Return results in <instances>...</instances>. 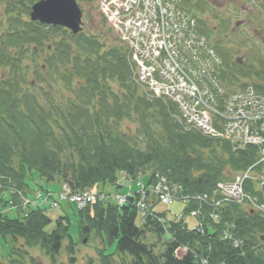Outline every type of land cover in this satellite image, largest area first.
<instances>
[{
    "label": "trees",
    "instance_id": "16d2710c",
    "mask_svg": "<svg viewBox=\"0 0 264 264\" xmlns=\"http://www.w3.org/2000/svg\"><path fill=\"white\" fill-rule=\"evenodd\" d=\"M182 6L212 40L226 84H251L264 94V54L235 57L240 48L225 40L229 18L220 17L213 25L206 0H182ZM6 9L9 28L0 36V193L16 187L28 194L31 183L42 188L55 181L75 191L104 188L115 186L123 171L129 180L159 172L180 186L183 195H211L218 182L231 180L259 160L255 145L234 149L226 139L187 128L177 119L173 102L148 95L132 79L128 47L114 35L108 38L85 27L72 34L58 25L16 20ZM36 49L47 52L41 66ZM29 56L31 67L23 64ZM246 187L264 202L252 182ZM135 196L137 192L121 206L95 201L77 210V240L69 233L66 215L58 216L47 231L51 219L43 207H20L23 214L16 218L0 209V237L12 242L7 263L25 264L15 251L19 239L23 246L39 247L53 262L63 251L66 261L59 264H77V243L94 231L104 245L97 250L99 264H199L201 259L209 264H264V216L258 211L228 203L219 208L217 220L206 217L196 229L174 217H167L165 228L152 217L138 225ZM198 205L190 200L184 215ZM225 231L240 240L238 246L223 237ZM148 233L161 244L159 251L146 242ZM106 243L115 248L107 252ZM178 246L187 248L181 257L174 255Z\"/></svg>",
    "mask_w": 264,
    "mask_h": 264
},
{
    "label": "built area",
    "instance_id": "2783aa9c",
    "mask_svg": "<svg viewBox=\"0 0 264 264\" xmlns=\"http://www.w3.org/2000/svg\"><path fill=\"white\" fill-rule=\"evenodd\" d=\"M178 0H101V10L108 16L122 39L129 42L132 58L138 66L139 80L154 93L165 94L176 102L186 123L202 134L225 138L235 147L256 145L264 160V97L251 87L229 93L220 103L222 93L217 71L220 60L195 28V22L177 7ZM253 178L249 169L237 174L233 181L218 183L214 193L218 198L206 194L198 200L212 201L214 207L224 203H247L264 213V203L244 190V182ZM264 185V181H260ZM178 188L170 186L164 177L156 175L150 190H139L136 207L143 216L151 215L154 196L165 205L177 199ZM21 205H56L52 192H37L29 198L18 192ZM108 196L97 190H82L61 194L60 198L74 203L78 208L104 200ZM115 202L123 204L126 196L115 194ZM198 211H193L196 214ZM213 218L216 213H210ZM161 222L163 219L159 218ZM225 237H230L225 234ZM237 241H234L235 246ZM185 247L177 249L181 254ZM199 264H209L201 259ZM223 264V263H219Z\"/></svg>",
    "mask_w": 264,
    "mask_h": 264
},
{
    "label": "rangeland",
    "instance_id": "374dc122",
    "mask_svg": "<svg viewBox=\"0 0 264 264\" xmlns=\"http://www.w3.org/2000/svg\"><path fill=\"white\" fill-rule=\"evenodd\" d=\"M38 1V0H37ZM225 5H231L227 7H231L229 11H227V15H230L231 18V25H234L235 23L239 22L241 24H244L241 27L240 30L236 31L233 35L227 33V45L229 47L234 48H240V51L235 54V57H241L242 55H248L249 53L253 52H259L262 51L264 53V0H221ZM29 0H0V36L4 35V32L7 28H9V21H8V14L5 12L6 10H10V15L16 16V20H29V12L31 11V5L28 3ZM36 2V1H35ZM7 4L9 6L7 7ZM78 4L80 8L82 9V21H83V27H85L86 30L92 33L101 34L103 36H106L109 38V36L114 35L116 37V34L113 32V30L110 28L109 23L106 19L105 14H103V11L100 12L98 5L99 0H79ZM12 6V7H11ZM27 6L29 7L27 11ZM243 6L247 8V10H243ZM209 14L212 13L210 12ZM242 20V21H241ZM105 21V23H103ZM18 21H15L16 23ZM20 22V21H19ZM213 25H217L218 21L215 19L213 20ZM110 29L111 32H107V29ZM238 32V33H237ZM111 33V34H110ZM242 41H245L246 44L243 45ZM252 42L255 44L253 45ZM256 45L258 47H256ZM35 47L34 44L30 45V48L32 49ZM35 49V48H34ZM51 49V48H50ZM37 53L36 61L38 66H41L45 62V55L47 52L44 51H38L35 50ZM247 52V53H246ZM23 64L28 66H33L34 62L31 56L26 57L23 59ZM31 71V69H30ZM135 69L133 70V76L132 79L138 84ZM219 78L222 80L223 84L226 83L221 77V74L218 75ZM228 82V81H227ZM229 83V82H228ZM41 84V83H40ZM38 83V85H40ZM224 86V85H223ZM234 88V85H230ZM223 92L217 94V96H220V103H224L225 100L228 97V90L225 88H222ZM134 127V124L131 125V128ZM228 140V139H226ZM231 144H233L230 140H228ZM261 175L264 177V162L262 164V167L260 169ZM123 174L125 172L120 171L119 178L116 181V185L112 186L107 184L106 187L100 188V190H103L105 194L112 197L117 192H127L129 190V187L125 186L120 188V185H123L122 178ZM152 173L144 174L139 173L137 177V181L144 183V190L148 192V190L151 189L155 178L153 179L151 176ZM148 175V176H147ZM147 176V177H146ZM151 176V177H150ZM150 177L151 179L147 183V179ZM161 177V176H159ZM33 188V192L31 194V197L33 198L36 196L37 192L39 191V187L37 188V185L34 183L30 184ZM44 187H46L44 185ZM52 190V197L57 200L56 205H50L48 204L45 208L47 216L51 219V223L47 226L46 230L50 231L52 227L54 226L55 220L60 215H66L68 218H70V226H69V233L73 237V239L77 240V209L75 205H69L65 202L66 199L60 198L61 194L73 192L75 190L70 189L69 185L66 182H60L55 181L54 183L50 184L48 186ZM119 187V189L117 188ZM135 183H131V188H135ZM176 187H178L176 185ZM86 190H92V188H88ZM111 193V194H110ZM190 200V198L188 199ZM155 207H157V211H165V209H168L167 206L158 203ZM184 207V202L180 199H177L173 202V204L170 206V209H172V212L174 214L182 213V209ZM8 209V208H6ZM6 214L9 217H17L18 215H22L23 212L19 211L18 208H13L6 210ZM168 218L175 217L178 219L177 216H173L170 213H167ZM186 224L191 228L196 223V219L194 216L186 214L184 215L183 219ZM136 223L140 225L139 217L136 219ZM167 235H162V239L164 240ZM85 240V241H84ZM146 242H153L155 243L154 250L157 252L161 248V244L158 242V240L155 238L154 235L148 233L147 238L145 239ZM68 242V240H65L63 242V245H65ZM10 238L2 239L0 237V264H8V256L11 252V244ZM15 245V251L18 254L23 255V260L25 264H32L31 259H33L35 262H38L39 264H59L61 261H66L65 253L61 251V254L57 256V262H53L48 256L44 254V252L39 247H27L22 245L21 240H17L14 242ZM77 249L75 251L76 255V263L77 264H99V261L97 259V250L103 249L104 245L101 241V238L99 235L95 234V232H91V234L88 236L87 239H83L81 242L77 243ZM115 248V245H108L106 243V251H112ZM27 250V255H25V251Z\"/></svg>",
    "mask_w": 264,
    "mask_h": 264
},
{
    "label": "water",
    "instance_id": "95a60500",
    "mask_svg": "<svg viewBox=\"0 0 264 264\" xmlns=\"http://www.w3.org/2000/svg\"><path fill=\"white\" fill-rule=\"evenodd\" d=\"M81 16L76 0H38L32 4L30 11L31 21L59 25L73 34L82 30Z\"/></svg>",
    "mask_w": 264,
    "mask_h": 264
},
{
    "label": "flooded vegetation",
    "instance_id": "af4514ba",
    "mask_svg": "<svg viewBox=\"0 0 264 264\" xmlns=\"http://www.w3.org/2000/svg\"><path fill=\"white\" fill-rule=\"evenodd\" d=\"M207 1H208V3L211 4V7L213 9L218 10V11H223V8L225 7V5L223 3H219L218 0H207ZM242 8L244 11L247 10V8L245 6H243ZM241 23H238V24L236 23V25H238V26H235V27L237 28V27L243 25ZM235 27H234V29H235Z\"/></svg>",
    "mask_w": 264,
    "mask_h": 264
}]
</instances>
